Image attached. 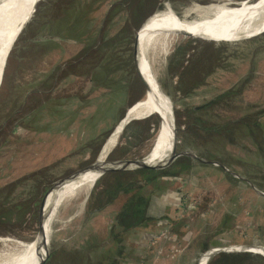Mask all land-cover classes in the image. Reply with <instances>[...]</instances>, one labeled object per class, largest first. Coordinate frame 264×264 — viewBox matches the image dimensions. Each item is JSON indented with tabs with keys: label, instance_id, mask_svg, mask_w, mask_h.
<instances>
[{
	"label": "rangeland",
	"instance_id": "1",
	"mask_svg": "<svg viewBox=\"0 0 264 264\" xmlns=\"http://www.w3.org/2000/svg\"><path fill=\"white\" fill-rule=\"evenodd\" d=\"M215 1L16 3L0 57V236L9 237L2 244L20 257L43 246L36 238L41 208L57 182L99 161L127 109L145 96L134 45L142 25L168 4L175 10L159 24L160 42L151 41L155 13L140 32L139 57L147 78L155 70L170 98L181 154L164 167L106 172L69 223L59 216L65 197L91 170L62 185L49 201L47 223L54 227L44 264H201L208 250L237 245L257 252H219L208 264L222 253L264 257V22L240 25L209 13L160 59L176 36L178 12ZM247 6L212 8L241 18L264 13V5ZM195 13L188 9L185 21ZM21 29L1 80L4 52ZM164 105L162 93L150 94L109 159L155 154L150 150L168 139L153 145ZM223 123H230L224 134L204 129ZM170 150L169 140L164 153ZM43 257L15 260L0 252V264H38ZM246 264L264 261L251 257Z\"/></svg>",
	"mask_w": 264,
	"mask_h": 264
},
{
	"label": "bare ground",
	"instance_id": "2",
	"mask_svg": "<svg viewBox=\"0 0 264 264\" xmlns=\"http://www.w3.org/2000/svg\"><path fill=\"white\" fill-rule=\"evenodd\" d=\"M18 1L19 0H0V57L3 54V51L6 47V38H7L6 20H7L12 9L14 8V6L16 5V3ZM37 1L38 0H31L33 5L36 4ZM247 1H250V3ZM251 1L252 0H238V1L218 0V1L209 2L206 4L193 2V3L185 6L184 8H182V11L180 13L178 12V17L176 20L177 25L174 24V28H175L174 33L176 34V36L171 42L165 41L166 42L164 45L165 50L163 51L162 55L160 56V59L164 60L171 53V49H172L173 45L176 43V41L178 40V38L181 34L184 33V35H190L192 32H194V30L197 29V27L199 28L200 26H198V25L207 19L209 13L217 14V16L219 17L218 19H213V20L230 22V23H237L240 25H247V24H255L258 22H264V19L259 18V17L264 16V13L253 14V15H250L249 17L241 18L240 16L236 15V13H234L232 11L221 12L219 10L212 8L216 4L217 5L218 4H230V5H235V6H247V5H255V6L256 5H262L263 6L264 5V0H253L252 2ZM247 8H248V6H247ZM188 9L196 10V13L194 15H192L191 16L192 18L190 19V21H188L189 23H187V21H185V19L187 18L186 16L188 13ZM174 10L175 9L171 5L167 4V5H165L164 9L158 10L157 13L155 12L156 16H155V19L153 22L152 32H151V41H152L154 46H156L157 43L160 42L159 41V33H158L159 24L161 23V21H163L166 18L168 13H170ZM155 13H153L151 16H153ZM149 18H148V20H149ZM243 19H244V22H241V20H243ZM147 21L143 25V27L140 29V31L138 33L139 36H137L138 37V43H139L138 64L140 66V69L143 72L142 77L144 78V82L147 84V90H146L145 96L143 98H141L139 100V102L133 108H131L132 111L130 113H128L127 116H124L125 117L124 120L118 125L117 129L111 135L110 140L108 141L106 147L104 148L103 154L99 158L100 162L106 161L109 153L112 150H114V148L118 145L119 139H120L121 134L123 133L125 127L133 120V114L137 113L140 105L148 98V96L150 94L153 95L154 92H156V91H159L160 93H162L165 105L163 107L161 124H160L159 130L155 136L153 145L158 143L159 141H161L165 137L166 138L168 137V139L160 144L158 150H156V149L150 150V151H153L156 153L150 157L145 158V162H147V163H156L158 161L164 162L168 158H170L172 153H173V140L175 139V121L173 120V111H172V104H171L170 98L162 90L160 83H159V77H158V74L156 73V71L154 70L148 79L147 76L145 75L144 70L141 68V64H140V57H139V55H140V44H141L140 43V39H141L140 32H141V30L146 31L144 28L147 25ZM20 22H21V18L19 21L18 28L20 27ZM17 29H16V31H17ZM261 30H264V28H261ZM15 32L13 34L14 38H15ZM10 47H11V45H10ZM169 140L171 141V150L167 153H164L166 145L168 144ZM159 155H160V157H158ZM156 157H158V158L156 160H154ZM123 167H125V166L120 165V166H117L114 168H123ZM89 170H91V171L88 172L87 174L83 175L80 179H78L77 181L74 182V184L72 185L71 189L69 190L67 196L65 197V200L63 202L61 212L59 215V216H62L65 214V217H67V219H64V223L65 222L69 223L70 221L77 219V217H79L80 214H82V212L86 208L85 205L87 203V199L89 197L90 192L92 191V189L94 188L96 182L100 179V177L106 173V171L102 168L89 169ZM89 170L82 172L80 175L84 174L85 172H87ZM77 178H75V179H77ZM75 179H73L71 181H67L64 184L72 182ZM58 189H55L51 194H49V196L47 198V202H46V206H45V216H44V222H43L44 234L43 235L38 234V236L36 237L37 239H40L43 246L38 247V248L37 247H31L29 252L25 256L20 257L17 255V253L15 251L17 248L14 249V248H11L9 246H5L4 244L1 243V241L4 238H6V237L9 238V237L8 236H0V243L2 244V246L0 248V252L4 253L5 255H7L11 258H14L15 260L16 259L19 260L20 258H23L26 260H36V259H41L43 256H44L43 259L45 258V256L47 255V246L49 247V245H50V239H51L53 227H54V225L52 224L51 221L49 223H47V215L49 212V201H50V198L57 192ZM66 212H69V213L72 212V214L68 215V214H66ZM58 219H59V217H58ZM251 247H254V248H251ZM235 248L236 249L232 250L233 252H239V251L248 250V249L254 250L255 246L237 245V246H235ZM218 249L222 250L221 247H216L215 249L213 248L210 251L204 253L201 257L200 263L201 264H208V261L210 260L212 254H213V251H217ZM226 250H229V249H226ZM42 260L38 264H40L42 262Z\"/></svg>",
	"mask_w": 264,
	"mask_h": 264
},
{
	"label": "water",
	"instance_id": "3",
	"mask_svg": "<svg viewBox=\"0 0 264 264\" xmlns=\"http://www.w3.org/2000/svg\"><path fill=\"white\" fill-rule=\"evenodd\" d=\"M145 22V21H144ZM143 26V25H142ZM142 28V27H141ZM23 29V27H22ZM22 29L19 31L17 37L15 38L14 42L12 43L11 47L4 52V55H3V70H2V75H1V80H2V76H3V71H4V68H5V65L7 63V60H8V57L10 55V52L16 42V40L18 39ZM138 35V34H137ZM138 49H139V43H138V37H136V41H135V45H134V56H135V64H136V68H137V71L139 73V75L142 77L143 75V72L142 70L140 69V66L138 64ZM143 81H144V78L142 77ZM145 83V82H144ZM146 84V83H145ZM147 85V84H146ZM140 100V99H139ZM139 100L135 101L126 111L125 113V116L128 115L129 111L131 108H133L138 102ZM125 117H123L121 120H120V123L124 120ZM142 119H146V118H142ZM142 119H134V121L136 120H142ZM109 137L106 139V141L104 142L100 152L103 150L105 144L107 143ZM176 133H175V139L173 140V153L171 155L170 158H168L166 161H158L156 163H147L145 162V159L143 161H133V160H110L109 159V156L110 154L112 153V151L109 153L107 159L105 162H99L98 161V157L96 158V160L89 164L88 166L84 167V168H81L79 170H76L75 172H73L69 177L65 178V179H62L60 180L59 182H57L56 184V189L60 188L64 183H66L67 181H71L75 178H77L82 172L86 171V170H89V169H96V168H102L104 169L106 172H110V171H116V170H123V169H132V168H159V167H164V166H168L170 165L173 160H175L181 153H177V144H176ZM191 154L193 157L195 158H198V159H201L199 158L196 154H193V153H189ZM203 160V159H201ZM215 164H218L217 162H215ZM120 165H124L125 167L123 168H114V167H117V166H120ZM220 165V164H218ZM222 166V165H221ZM45 206L46 204H44V207L42 206L41 208V213H40V235H43L44 234V229H43V222H44V216H45ZM242 248V247H241ZM215 249V248H214ZM222 250L218 249L217 251H213V255L219 253V252H233L232 250L233 249H236L235 246L233 248H221ZM226 249H229V250H226ZM210 251V250H208ZM207 251V252H208ZM243 251H255V250H243ZM257 252V251H255ZM51 253V250L50 248L47 246V255L45 256V258L42 260V262L40 264H44L45 261L47 260V258L49 257ZM260 253V252H258ZM262 254V253H260ZM264 255V254H262ZM211 256V257H212Z\"/></svg>",
	"mask_w": 264,
	"mask_h": 264
},
{
	"label": "trees",
	"instance_id": "4",
	"mask_svg": "<svg viewBox=\"0 0 264 264\" xmlns=\"http://www.w3.org/2000/svg\"><path fill=\"white\" fill-rule=\"evenodd\" d=\"M212 103L213 102H210L209 105ZM239 122H237V123H239ZM229 124L230 123L216 124L211 128L206 126L204 129L207 133L212 132V133L224 134L229 129V127H228ZM110 156H111V154H110ZM146 170H148V169H146ZM116 181L120 183V181L118 179ZM115 185H117L116 182H115ZM110 188H112V186H110ZM251 257L252 258L255 257V259L257 258L261 262L264 261L263 256L252 255L251 253H246V252L245 253H235V254L234 253H222L218 256L216 255L213 258V260L210 262V264H246L247 262H249L251 260Z\"/></svg>",
	"mask_w": 264,
	"mask_h": 264
}]
</instances>
